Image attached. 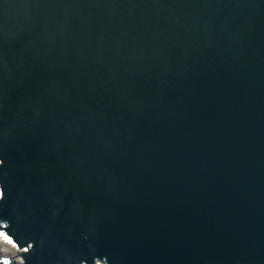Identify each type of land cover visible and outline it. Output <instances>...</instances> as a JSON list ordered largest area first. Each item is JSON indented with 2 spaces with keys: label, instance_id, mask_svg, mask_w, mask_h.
Returning a JSON list of instances; mask_svg holds the SVG:
<instances>
[{
  "label": "water",
  "instance_id": "water-1",
  "mask_svg": "<svg viewBox=\"0 0 264 264\" xmlns=\"http://www.w3.org/2000/svg\"><path fill=\"white\" fill-rule=\"evenodd\" d=\"M0 229L23 264H264V0H0Z\"/></svg>",
  "mask_w": 264,
  "mask_h": 264
},
{
  "label": "bare ground",
  "instance_id": "bare-ground-1",
  "mask_svg": "<svg viewBox=\"0 0 264 264\" xmlns=\"http://www.w3.org/2000/svg\"><path fill=\"white\" fill-rule=\"evenodd\" d=\"M24 249H19L7 235V233L0 229V260L3 258L11 257L14 258L17 264H23V259L18 256L19 253L23 252ZM96 264H104L98 262Z\"/></svg>",
  "mask_w": 264,
  "mask_h": 264
},
{
  "label": "built area",
  "instance_id": "built-area-1",
  "mask_svg": "<svg viewBox=\"0 0 264 264\" xmlns=\"http://www.w3.org/2000/svg\"><path fill=\"white\" fill-rule=\"evenodd\" d=\"M13 242V241H12ZM14 243V242H13ZM15 244V243H14ZM16 245V244H15ZM17 246V245H16ZM9 258H11V257H7V258H3V259H1V260H6V259H9Z\"/></svg>",
  "mask_w": 264,
  "mask_h": 264
}]
</instances>
